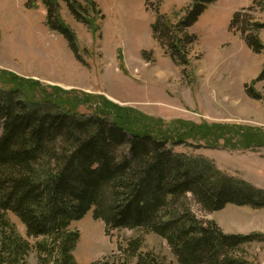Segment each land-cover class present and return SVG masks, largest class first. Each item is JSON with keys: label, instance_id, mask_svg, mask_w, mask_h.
<instances>
[{"label": "trees", "instance_id": "trees-1", "mask_svg": "<svg viewBox=\"0 0 264 264\" xmlns=\"http://www.w3.org/2000/svg\"><path fill=\"white\" fill-rule=\"evenodd\" d=\"M213 1L193 0V21ZM55 11L51 6V19ZM171 29L158 39L163 43V34L170 50L179 53L184 39L172 36ZM59 30L72 39L63 23ZM237 31L255 52L264 50L250 29ZM21 81L0 70V264H28L33 252L38 264H76L80 233L72 224L92 208L109 237L133 232L119 244L122 264H161L155 253L142 250L149 234L166 240L179 264H254L246 249L264 236L226 233L216 221L200 218L192 200L206 213L228 204L261 208L264 191L224 173L205 156L175 152L169 143L258 146L264 145L263 131L180 119L168 123L104 97L93 113H79L47 88L40 89V101L28 99Z\"/></svg>", "mask_w": 264, "mask_h": 264}, {"label": "rangeland", "instance_id": "rangeland-1", "mask_svg": "<svg viewBox=\"0 0 264 264\" xmlns=\"http://www.w3.org/2000/svg\"><path fill=\"white\" fill-rule=\"evenodd\" d=\"M192 3L0 0V70L23 78L19 88L28 99L40 101V89L47 88L79 113H93L104 97L168 123L180 119L264 132V50L255 52L237 31L250 29L264 44L260 25L264 24V0H215L207 3L196 21L189 13ZM51 6L56 9L52 19ZM237 13L239 21L232 28ZM61 23L72 39L59 30ZM169 27L172 36L184 39L179 53L170 50L163 34V43L158 39ZM169 146L175 152L205 156L224 173L264 191V145L225 146L220 140L212 146L185 139ZM192 208L200 218L216 221L226 233L264 236V207L228 204L206 213L192 200ZM93 212L94 208L72 224L80 233L73 251L75 263L122 264L125 257L119 244L124 246L133 232L111 238ZM13 220L26 236L20 221ZM142 250L155 253L161 264H179L167 241L156 235L145 237ZM246 250L251 262L264 264V237ZM28 264H38L35 252Z\"/></svg>", "mask_w": 264, "mask_h": 264}]
</instances>
